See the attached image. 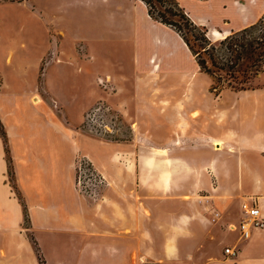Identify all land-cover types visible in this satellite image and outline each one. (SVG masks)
Segmentation results:
<instances>
[{"label": "crops", "instance_id": "1", "mask_svg": "<svg viewBox=\"0 0 264 264\" xmlns=\"http://www.w3.org/2000/svg\"><path fill=\"white\" fill-rule=\"evenodd\" d=\"M9 1L26 6L32 32L9 39L18 51H6L0 79V264H40V254L44 264H264V227H251L247 239L238 228L243 203L264 220V84L236 92L255 131L230 129L220 120L225 108L216 115L185 105L205 71L141 0ZM179 3L207 32L225 34L264 8V0ZM106 41L130 42V65L100 51ZM263 74L264 63L257 79ZM211 77L215 97L226 87ZM167 97L186 116L148 127L152 105ZM95 98L124 121L126 139L78 128ZM80 155L106 178L91 197L75 184ZM226 246L237 255H225Z\"/></svg>", "mask_w": 264, "mask_h": 264}, {"label": "rangeland", "instance_id": "2", "mask_svg": "<svg viewBox=\"0 0 264 264\" xmlns=\"http://www.w3.org/2000/svg\"><path fill=\"white\" fill-rule=\"evenodd\" d=\"M111 1H113V0H111ZM172 1H175V2L177 1L179 3V0H172ZM15 2H16V0H15ZM144 5L146 7V10H148L145 3H144ZM179 5H180V3H179ZM25 8H26L25 5L23 6L21 4L10 2L9 0H0V79L1 78L3 79L4 75H7L5 73L6 67L4 64V56L6 54V51L8 50V48L14 49L16 52V55H17V51H18V49H17L18 48V42L9 41V39H12V38L16 39V38H19L23 35H29L32 32L30 29L31 19H26V15H27L26 10L27 9H25ZM184 12L186 13L185 10H184ZM250 13H251V18L254 19L253 20L254 22H256L257 20H259V18L261 16H263L264 8L263 9L255 8L254 10L250 11ZM120 17L123 18V16H121V15H120ZM188 17L190 18V16H188ZM152 20H154V19H152ZM24 23H25V26L22 27V25H24ZM263 24H264V20H260L257 24L254 25L255 26L254 31L258 32L259 27H260L259 25H263ZM169 28H171V27H169ZM214 29L212 31L209 30L207 32V34L213 41L219 40L218 38H221L220 35L224 34V33H222L220 30H214ZM119 30H120V27L118 28V31ZM72 48H74V47H72ZM131 48H132V44L130 42H123V41H120V42L106 41L105 43H101L100 45H98V49L100 51H103V52L107 51V53L111 51L110 55H112L113 52L115 51L117 58L120 60V62H123L125 64V66L130 65L131 58L129 57L128 52L131 51ZM123 49H125V51H126L124 56L122 55ZM226 51L227 50L225 49V46H221L220 48H218L217 54H218L219 60H221V58H226V56H227ZM114 56H115V54H114ZM14 60H15V58H14ZM184 64L187 65V67L192 66V63L186 59H184ZM15 67L16 66L11 65L9 68L15 69ZM174 77L175 76L172 75L169 77H165V79L162 78L160 81L173 82V81H175ZM193 80L195 83H198V88L195 91V93H196L195 97L196 98L193 99V97H191V100L185 103V105H187V107L190 106V104L192 107L194 102H200V104H203L204 107L213 108L212 112H214L216 115H219L221 110H223V108H225L226 112L223 114L224 116H222L223 118H221L220 120H224L223 122L225 124L227 123V121H229L226 125L227 127H229L230 129H234V130L242 129V130H246L247 132H254L255 131V127L252 125V123L250 121L251 118L247 116L248 113H250L252 111L248 110V107L247 106L245 107V105H244V101H245L246 97L244 95L240 96V95L236 94V92L238 90H233L229 87H226V88L222 89V91H220V93H218L217 96L214 97V94L209 89V87H210L209 82L211 80H213V78L211 77V75L209 73L204 72V73H201L199 75H196L193 77ZM261 84H264V74H263V77L261 79H259V78L257 79V77L255 76L254 78H252L248 82V85L250 87H255V86L261 85ZM201 85H202V88L205 89L204 92H202V88H201V90L199 88V86H201ZM65 90L67 93L71 94L73 87L70 88L68 86ZM104 91L109 93V91H111V90L105 89ZM178 92L180 93V91L178 90L176 92V94L172 95V96L174 98H176ZM216 92H217V88H216ZM104 95H105V93H104ZM62 96H64V95H62ZM178 96H179V94H178ZM35 97L36 96L33 97V100L35 99ZM249 97H250V95H249ZM167 98L170 99L171 101H168V102L165 101V103L160 102L156 105H152L153 109H155V111H154V115L151 117V120H149L147 122L148 127L151 126L152 129H160L159 127H163V126H161V125H164V123H165V120L163 118L167 114H168L167 116L171 117V119H174L175 117H177V114H178V116H186L187 113L184 111H177V113H176V110L173 109L172 104H170L173 102L172 98L171 97H167ZM158 101L159 100H156V102H158ZM98 103H103V104L107 105L111 110L114 111V109H112L111 106L108 103H106V101L96 100V98H95V99H90L88 101L87 107L85 108V109L88 108L86 113L89 112L90 109H92ZM152 106H150V107H152ZM114 112L117 113L116 111H114ZM86 113L84 114L82 122L78 124V128L81 127V129L83 131H85V132H87V133H89L95 137L100 138L99 136L93 134L92 132H89L85 128L84 118H85ZM239 115H245L248 118L242 117L243 122L241 123L240 122L241 118H239ZM119 118H120V116H119ZM120 120H121V118H120ZM7 121H9L8 118H7ZM213 127H214L213 123H211L209 125V127L207 126V128H209V129H212ZM113 134L114 135L110 136L109 138H102V139L113 141V140H123V139L127 138V127L125 126L124 121H122V130L120 132H115ZM215 143H216V141H215ZM215 143H213V146L216 149L221 148L220 145H215ZM4 152H5V156H6V149L5 148H4ZM0 195H1V190H0ZM0 198H1V196H0ZM40 256H41V254H40Z\"/></svg>", "mask_w": 264, "mask_h": 264}, {"label": "trees", "instance_id": "3", "mask_svg": "<svg viewBox=\"0 0 264 264\" xmlns=\"http://www.w3.org/2000/svg\"><path fill=\"white\" fill-rule=\"evenodd\" d=\"M141 1L146 4L152 19L171 27L182 38L200 69L211 74L218 85L233 90L247 89L250 87L248 82L261 71L264 24L259 25L258 32L254 31V25L264 20V13L251 25L213 41L208 37L206 27L189 18L177 1ZM221 46H225L227 56L219 60L217 51ZM38 258L39 263L44 264L42 258Z\"/></svg>", "mask_w": 264, "mask_h": 264}, {"label": "built area", "instance_id": "4", "mask_svg": "<svg viewBox=\"0 0 264 264\" xmlns=\"http://www.w3.org/2000/svg\"><path fill=\"white\" fill-rule=\"evenodd\" d=\"M84 126L93 134L100 138H109L115 132L122 130V121L117 113L103 103L96 104L84 118ZM105 176L98 171L92 161L84 155H80L76 160L75 184L78 191L85 196H94L105 184ZM243 215L239 221L240 237L247 239L250 236L251 227H264V220L260 217L259 209L254 205L242 204ZM218 213H213L211 220L218 218ZM227 256H236L237 249L232 246L224 248Z\"/></svg>", "mask_w": 264, "mask_h": 264}, {"label": "bare ground", "instance_id": "5", "mask_svg": "<svg viewBox=\"0 0 264 264\" xmlns=\"http://www.w3.org/2000/svg\"><path fill=\"white\" fill-rule=\"evenodd\" d=\"M219 35H220V34H219ZM226 35H227V34L224 33V34H221L220 37H224V36H226ZM37 100H38V98H37V96H36L35 99H34V101L37 102ZM214 143H215V142H214ZM215 145H220V146H221V142L216 141Z\"/></svg>", "mask_w": 264, "mask_h": 264}]
</instances>
